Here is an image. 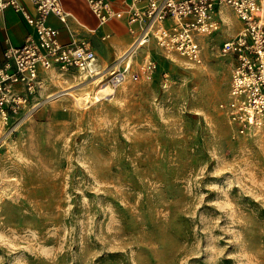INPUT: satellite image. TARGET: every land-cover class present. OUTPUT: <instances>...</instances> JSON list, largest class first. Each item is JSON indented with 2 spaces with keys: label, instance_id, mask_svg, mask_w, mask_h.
I'll return each instance as SVG.
<instances>
[{
  "label": "rangeland",
  "instance_id": "rangeland-1",
  "mask_svg": "<svg viewBox=\"0 0 264 264\" xmlns=\"http://www.w3.org/2000/svg\"><path fill=\"white\" fill-rule=\"evenodd\" d=\"M239 27L227 9L198 61L152 48L166 86L45 73L0 138V264H264V130L220 106Z\"/></svg>",
  "mask_w": 264,
  "mask_h": 264
},
{
  "label": "built area",
  "instance_id": "built-area-1",
  "mask_svg": "<svg viewBox=\"0 0 264 264\" xmlns=\"http://www.w3.org/2000/svg\"><path fill=\"white\" fill-rule=\"evenodd\" d=\"M29 1L32 11L21 0H0V13L13 8L31 29L20 46H6L0 63V138L24 110L37 105L43 73L50 70L90 79L100 89L113 90L128 79L159 78L166 86L169 71L160 66L152 48L167 60L198 61L201 38L220 27L223 7L232 9L241 26L219 45L221 53L233 58L228 99L220 106L234 133L264 130V0H85L98 25L124 19L132 35L122 55L127 53L107 66L89 39L70 33L69 42L59 40V30L48 17L55 15L69 26L70 13L61 0ZM140 51L143 57L133 65Z\"/></svg>",
  "mask_w": 264,
  "mask_h": 264
},
{
  "label": "crops",
  "instance_id": "crops-1",
  "mask_svg": "<svg viewBox=\"0 0 264 264\" xmlns=\"http://www.w3.org/2000/svg\"><path fill=\"white\" fill-rule=\"evenodd\" d=\"M21 2H23L28 10H33L29 0H21ZM61 2L63 8L70 13L68 17L69 26L67 27L59 21L55 15L51 14L48 17V22L59 30V40L61 42H69L72 38L70 33L82 36L91 41L98 59L103 66L118 61L117 59L124 53L132 40V35L127 28L125 20L110 19L106 23L98 25L97 18L90 11L85 0H61ZM114 5L115 7H119L117 2H114ZM227 9L232 10L229 7H223L220 14L222 20H224ZM30 30V27L23 17L14 11L13 8L7 7L0 13V63L4 60L6 46L8 44L20 46ZM103 35H106L104 39H102ZM102 49L112 58L108 61L104 59L100 53ZM52 71L54 72V70H50L49 72ZM70 74L75 76L72 73Z\"/></svg>",
  "mask_w": 264,
  "mask_h": 264
},
{
  "label": "bare ground",
  "instance_id": "bare-ground-1",
  "mask_svg": "<svg viewBox=\"0 0 264 264\" xmlns=\"http://www.w3.org/2000/svg\"><path fill=\"white\" fill-rule=\"evenodd\" d=\"M126 53H127V52H126ZM126 53H125V54H126ZM125 54H124V55H125ZM124 55H122V57H123ZM119 59H120V58H119ZM119 59H118V60H119ZM86 82H87V83H88V82L91 83V80H90V79L85 80V83H86ZM76 90H78V88H75V89L72 88V89H68V90H66L64 93H67V94H73V92L76 91ZM99 91H100V92H101V91H105L106 93H104V94H108V92H109V91H108V87H105V88L102 87L101 89H99ZM64 93H62V94H64ZM96 93H97V91H96ZM96 93H95V94H96ZM98 93H99V92H98ZM110 93H111V92H110ZM101 94L103 95V92L100 93V96H101ZM59 95H61V94H56V95L51 96V97H52L53 99H55V98H56L57 96H59ZM94 96H96V99H99V97H100V96L98 97V95H94ZM105 96H106V95H105ZM75 98L77 99V97H75ZM78 98H80V97H78Z\"/></svg>",
  "mask_w": 264,
  "mask_h": 264
},
{
  "label": "trees",
  "instance_id": "trees-1",
  "mask_svg": "<svg viewBox=\"0 0 264 264\" xmlns=\"http://www.w3.org/2000/svg\"><path fill=\"white\" fill-rule=\"evenodd\" d=\"M164 67V66H163Z\"/></svg>",
  "mask_w": 264,
  "mask_h": 264
}]
</instances>
